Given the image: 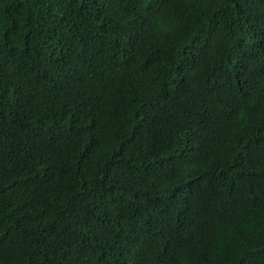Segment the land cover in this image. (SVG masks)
I'll use <instances>...</instances> for the list:
<instances>
[{
    "label": "trees",
    "instance_id": "16d2710c",
    "mask_svg": "<svg viewBox=\"0 0 264 264\" xmlns=\"http://www.w3.org/2000/svg\"><path fill=\"white\" fill-rule=\"evenodd\" d=\"M0 264H264V0H0Z\"/></svg>",
    "mask_w": 264,
    "mask_h": 264
}]
</instances>
